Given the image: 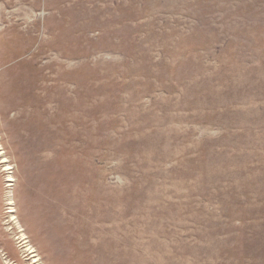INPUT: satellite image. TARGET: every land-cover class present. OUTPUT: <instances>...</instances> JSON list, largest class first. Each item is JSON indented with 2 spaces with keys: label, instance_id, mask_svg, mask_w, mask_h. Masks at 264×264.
Returning <instances> with one entry per match:
<instances>
[{
  "label": "rangeland",
  "instance_id": "obj_1",
  "mask_svg": "<svg viewBox=\"0 0 264 264\" xmlns=\"http://www.w3.org/2000/svg\"><path fill=\"white\" fill-rule=\"evenodd\" d=\"M0 264H264V0H0Z\"/></svg>",
  "mask_w": 264,
  "mask_h": 264
}]
</instances>
